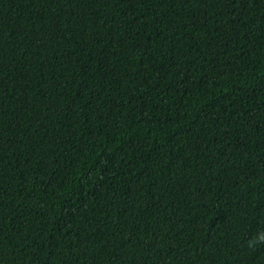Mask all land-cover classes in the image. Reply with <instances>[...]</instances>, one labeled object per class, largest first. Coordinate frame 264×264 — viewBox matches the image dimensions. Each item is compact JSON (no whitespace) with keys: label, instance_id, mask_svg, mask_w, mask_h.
Here are the masks:
<instances>
[{"label":"trees","instance_id":"1","mask_svg":"<svg viewBox=\"0 0 264 264\" xmlns=\"http://www.w3.org/2000/svg\"><path fill=\"white\" fill-rule=\"evenodd\" d=\"M264 0H0V264H264Z\"/></svg>","mask_w":264,"mask_h":264},{"label":"clouds","instance_id":"2","mask_svg":"<svg viewBox=\"0 0 264 264\" xmlns=\"http://www.w3.org/2000/svg\"><path fill=\"white\" fill-rule=\"evenodd\" d=\"M259 239L264 242V236H261Z\"/></svg>","mask_w":264,"mask_h":264}]
</instances>
